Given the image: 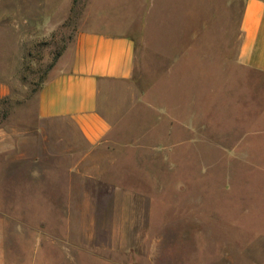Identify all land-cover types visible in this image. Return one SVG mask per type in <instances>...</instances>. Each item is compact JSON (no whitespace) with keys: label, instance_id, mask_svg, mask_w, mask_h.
<instances>
[{"label":"rangeland","instance_id":"374dc122","mask_svg":"<svg viewBox=\"0 0 264 264\" xmlns=\"http://www.w3.org/2000/svg\"><path fill=\"white\" fill-rule=\"evenodd\" d=\"M245 1L0 0V264H264V170L254 167H264V138L255 140V165L237 153L227 164L210 146L223 131H264L238 120L257 116L239 94L264 120V77L254 86L259 79L236 59ZM91 28L127 30L137 46L135 92H152L181 119L192 99L208 145L172 152L157 147L156 133L125 129L122 139L134 134L136 145L117 148L120 169L102 180L69 174L75 158L62 153L61 136L63 127L72 136L70 125L44 131L37 95ZM132 125L141 131L140 120ZM68 194L87 200H51ZM111 194L118 200H97Z\"/></svg>","mask_w":264,"mask_h":264},{"label":"crops","instance_id":"0c3cea01","mask_svg":"<svg viewBox=\"0 0 264 264\" xmlns=\"http://www.w3.org/2000/svg\"><path fill=\"white\" fill-rule=\"evenodd\" d=\"M146 26L150 32V23V28ZM240 28L237 63L239 67L253 74L254 78L256 76L259 79V82L256 81L257 84L254 83V86H257L264 77V0L245 1ZM136 58V42L127 30L110 28L83 30L76 35L49 79L40 88L37 95L40 127L44 131H49L48 126L51 123L70 125L66 126V129H70L72 136L70 138L65 136V127L62 128L61 136V145L65 147L62 153H68L75 158V162L69 168V174L96 180L109 177L110 170L121 168L117 165L120 162V157L116 155L117 148L136 145L134 141L136 137L139 138V134L140 137L146 138L156 133L159 139L157 147L161 143L163 148L165 146L172 148V152L182 144L189 145L191 150H197L203 144L208 145L207 141L210 138L207 135L206 142H202L201 137L200 139L198 137L197 113L195 111L193 114L192 99L189 105L191 106L189 118L186 115L181 119L179 116L171 115L170 106H166L165 100L161 102L152 92H135ZM191 71L192 67L189 75ZM157 86L161 87L162 84L159 83ZM155 89L157 87H154ZM229 89L230 84L222 82L221 90L228 93ZM237 100L238 105H245L246 113L249 103L253 104L255 110L257 109L255 118L249 119L244 115L238 120L255 123V129L261 128L260 123H264V120L256 101L241 94L237 96ZM137 105L141 106V117L136 114ZM238 111L240 114L243 110ZM139 120L142 125L140 132L135 131L132 125L134 121ZM125 129L138 135L134 137L132 134L129 141H124L122 138L127 133ZM218 137L210 146L222 150L223 160L227 164L229 157L237 153L239 159L243 155V159H248L247 162L255 165L252 159L253 154L258 151L255 142L264 138V131L253 132L250 135H247L246 131L241 134L232 133L230 137L223 131ZM246 147H249L251 152L247 151ZM246 152L252 155L248 157L245 155ZM254 167L264 170V167L258 164ZM60 196L62 197L51 200H87V195ZM108 196L115 195L98 197L97 200H118L117 197ZM107 225L112 227L111 224ZM63 246L64 251L67 248Z\"/></svg>","mask_w":264,"mask_h":264}]
</instances>
